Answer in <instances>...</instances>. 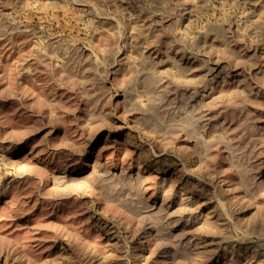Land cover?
<instances>
[{"label":"rangeland","instance_id":"1","mask_svg":"<svg viewBox=\"0 0 264 264\" xmlns=\"http://www.w3.org/2000/svg\"><path fill=\"white\" fill-rule=\"evenodd\" d=\"M0 264H264V0H0Z\"/></svg>","mask_w":264,"mask_h":264}]
</instances>
